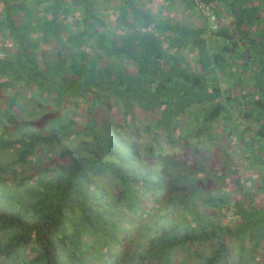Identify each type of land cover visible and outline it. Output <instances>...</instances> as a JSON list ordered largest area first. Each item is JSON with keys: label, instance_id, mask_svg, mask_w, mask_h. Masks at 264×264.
Returning <instances> with one entry per match:
<instances>
[{"label": "trees", "instance_id": "obj_1", "mask_svg": "<svg viewBox=\"0 0 264 264\" xmlns=\"http://www.w3.org/2000/svg\"><path fill=\"white\" fill-rule=\"evenodd\" d=\"M153 2L0 0V264H264V0ZM219 121L254 179L199 207L133 137Z\"/></svg>", "mask_w": 264, "mask_h": 264}, {"label": "rangeland", "instance_id": "obj_2", "mask_svg": "<svg viewBox=\"0 0 264 264\" xmlns=\"http://www.w3.org/2000/svg\"><path fill=\"white\" fill-rule=\"evenodd\" d=\"M153 1L155 4L159 0ZM164 11H171V13L180 12L179 14H182L180 4L175 8H164ZM27 113L26 119L35 123H43L45 125L46 119H41L39 115L33 116L30 114V111ZM218 124L213 123L211 125L212 128L210 132L206 134L207 137L205 136L204 139H202V142L198 144L199 150L197 151L192 145V140L187 143H182V139H177L174 144H170L166 140L165 135H157L154 130L149 132L146 131L144 122V127H141L139 137H133V139L139 146L144 161H152V158L147 153L148 146L152 143L157 152L162 154L159 159L162 163L166 161L170 173L177 176L179 174L182 176L184 173H187L188 177L184 179L185 182L180 181L178 184L180 186L178 190L174 183L175 180L179 181L177 176L172 177L171 184L166 182L165 188H168L167 190L169 192L184 195L195 201L199 207L206 208L202 199L203 197H206L207 194L226 192L240 199L248 197L247 194L250 193L248 190L251 188L254 179V175L249 173L247 175L241 174L243 171L240 170L239 161H242V155L241 153H237L233 157V150L235 147L228 139V133H226L228 124H224L222 121H219ZM10 126L12 127V125ZM154 141L156 142L154 143ZM11 158L12 156L0 158V163L4 164L6 163V160L9 161ZM151 167L154 170L161 172V165L159 163L152 164ZM34 171L35 168H26V173L28 174L33 173ZM189 171H191V173H189ZM167 173L165 172L166 175L170 174ZM0 175H2V172ZM106 184L109 187L113 186L112 183ZM189 187L195 190L194 193H192L193 191L189 192ZM147 205L148 204H146V206ZM250 254L249 245H246V251L242 254L243 259L249 257ZM243 259L237 264H250L245 260L243 261ZM196 260L197 257L193 254L187 256L188 264H194Z\"/></svg>", "mask_w": 264, "mask_h": 264}, {"label": "built area", "instance_id": "obj_3", "mask_svg": "<svg viewBox=\"0 0 264 264\" xmlns=\"http://www.w3.org/2000/svg\"><path fill=\"white\" fill-rule=\"evenodd\" d=\"M196 4H197L198 7L200 8V10L203 11L204 14L209 15V9H208L206 6H204V5L200 2V0H196ZM209 18H210V24H211V26H212L213 28H215V27H216V24H215V23H216L215 17H214L213 15H209Z\"/></svg>", "mask_w": 264, "mask_h": 264}]
</instances>
